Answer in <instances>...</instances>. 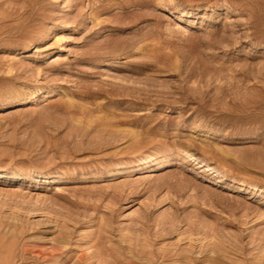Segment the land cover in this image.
Masks as SVG:
<instances>
[{
  "label": "rangeland",
  "instance_id": "374dc122",
  "mask_svg": "<svg viewBox=\"0 0 264 264\" xmlns=\"http://www.w3.org/2000/svg\"><path fill=\"white\" fill-rule=\"evenodd\" d=\"M0 264H264V0H0Z\"/></svg>",
  "mask_w": 264,
  "mask_h": 264
}]
</instances>
